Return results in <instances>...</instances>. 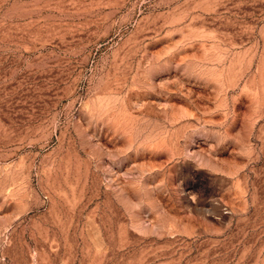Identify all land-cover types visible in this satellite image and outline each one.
<instances>
[{
    "label": "rangeland",
    "instance_id": "1",
    "mask_svg": "<svg viewBox=\"0 0 264 264\" xmlns=\"http://www.w3.org/2000/svg\"><path fill=\"white\" fill-rule=\"evenodd\" d=\"M0 264H264V0H0Z\"/></svg>",
    "mask_w": 264,
    "mask_h": 264
}]
</instances>
